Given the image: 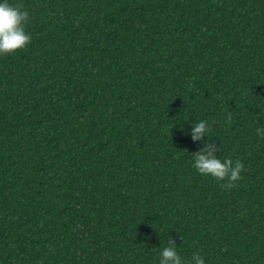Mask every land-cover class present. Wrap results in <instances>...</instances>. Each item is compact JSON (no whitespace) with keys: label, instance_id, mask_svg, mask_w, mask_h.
<instances>
[{"label":"trees","instance_id":"1","mask_svg":"<svg viewBox=\"0 0 264 264\" xmlns=\"http://www.w3.org/2000/svg\"><path fill=\"white\" fill-rule=\"evenodd\" d=\"M9 2L32 41L0 55V264H159L170 237L264 264V0ZM201 120L230 190L192 166Z\"/></svg>","mask_w":264,"mask_h":264},{"label":"clouds","instance_id":"2","mask_svg":"<svg viewBox=\"0 0 264 264\" xmlns=\"http://www.w3.org/2000/svg\"><path fill=\"white\" fill-rule=\"evenodd\" d=\"M30 22V15L22 4H12L9 0L0 2V55L7 56L18 50L25 49L32 41V35L26 31V25ZM227 123H232V114L227 113ZM211 132V126L207 120L194 123L190 130L193 142H202L204 137ZM257 133L264 137V129H257ZM189 134V133H186ZM220 145V144H219ZM219 145L209 140L204 146L193 153V167L204 176L211 175L217 181L222 182L221 187L232 189L242 179L241 172L244 164L240 160L235 162L231 158L221 160L217 157ZM143 222V221H142ZM183 240V236L180 237ZM176 239L170 237L168 246L160 252L159 264H205V259L195 253L190 261H185L177 251Z\"/></svg>","mask_w":264,"mask_h":264}]
</instances>
